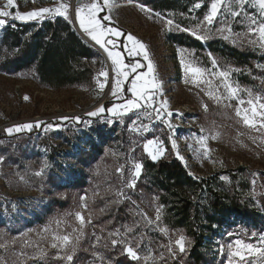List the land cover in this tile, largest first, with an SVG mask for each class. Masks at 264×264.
<instances>
[{
    "label": "rangeland",
    "instance_id": "rangeland-1",
    "mask_svg": "<svg viewBox=\"0 0 264 264\" xmlns=\"http://www.w3.org/2000/svg\"><path fill=\"white\" fill-rule=\"evenodd\" d=\"M60 2L71 5L70 0H15L18 7L11 11L15 13L18 10L25 13L44 7L52 8ZM91 2L92 0H74V16L77 6ZM114 2L116 6L110 13L105 9L104 14H110L112 19H121L120 24L146 43L148 59L154 66L153 75L161 85L160 89L148 90V94L153 96V103L149 109L154 117H156V110H159L164 118L156 122L155 132L146 139L123 134L125 140L120 149L114 143L103 147L102 154L92 164L94 175L98 176L101 173L111 179L114 174L110 172L114 171L115 175L112 178L119 181L120 185L117 194L121 192L124 194L125 189L131 188L127 185L132 180L134 163H141L143 156L153 160L144 150V144L148 140H153L156 142L152 146L153 151L160 146L161 142L165 149L156 160L167 155L178 157V152L179 156L183 157L182 161L187 169L191 173L199 175L223 169L222 167L226 165L233 167L243 164L254 171L253 176L264 187V128L260 127L261 118L255 117L256 128L245 125L242 120L243 109L251 107L247 101L250 98L254 99L257 95L264 96L240 85L236 79L237 70L225 62L221 64L217 62L218 68L214 69L212 64L214 58L209 55L206 48L207 40H217L229 43L239 49L264 53V48L259 47L258 43L249 42L258 40V35L248 34L249 21L244 14L233 18L226 10H222L221 15L212 25L206 23L202 25L199 34L205 36L206 39H196L208 57L207 60L200 56V53L194 52L188 47H179L167 39V35L180 31L175 26L178 23L171 17L169 18L166 14L163 15L158 11H142L139 5H143L147 9L150 8L144 5L141 0H133L132 3H129L128 0H114ZM177 3L180 7L179 10L168 12L169 16L178 17L189 24V28L186 29H196L209 11L211 0H177ZM197 3L201 4L200 8H195ZM5 4L6 0H0V8H3ZM70 8L71 6L69 15ZM182 9L186 10L182 11ZM245 12L249 16L259 17L258 6L246 5ZM47 17L50 16L45 14L43 19ZM4 19L7 20V23L33 21L15 20L11 17ZM166 19H172L174 24L168 26ZM68 20L70 21V19ZM4 26L0 27V33ZM184 32L194 37L190 32ZM181 58L185 60V63H191L193 67L210 70L203 75L202 79L204 81L211 79V87L219 88V93L223 95V99L219 103L205 95V92L209 90L207 83H201L199 86L193 83L194 79L200 78H194L191 73L185 72L181 65ZM102 59L103 63L96 74L94 84L88 87L49 90L40 87L29 77L0 72V125L11 122L5 127L4 133L0 135V157H3V161L0 162V245H2L0 246V264H35V259L45 258L62 260L58 256H64V251L50 246L53 242L52 236L53 234L72 233L73 228L79 229L81 226L75 218L77 212L82 213L86 221L91 220V223H86L83 226V234L80 236L79 243L85 237L88 229L91 230L88 240L92 245L97 246L105 240L100 236V232L106 231L104 228L106 224H104L105 218H102V208L93 198L98 196L96 193L86 197L74 190L68 191L67 195L64 192L55 191L54 194L57 196L67 197L75 204L58 212L59 214L46 216L40 222L36 220L42 215L45 203L49 201L48 189L45 185L48 176L60 177L59 173H69L67 168L69 169L70 166L67 165L69 163L67 157L71 155L73 149H69L68 145L74 141L77 133L68 127H71V121L73 124L80 123L84 117L72 116V118L79 117L80 122L72 118L67 120L61 118L68 117L66 113L69 112L83 111L106 89L105 87L101 91L97 85L99 72L102 69L107 70L105 59L103 57ZM217 71L229 73V83L233 88H238L235 97H230L227 90L222 87L223 78L213 75ZM99 79L104 80L103 77H99ZM186 80L187 82H185ZM249 92L252 94L251 97ZM125 97H127L126 93ZM241 100L244 101L242 105L240 104ZM164 101H167L166 109L161 107ZM204 104L208 105L207 111L202 106ZM238 107L241 108L240 117L236 115ZM169 112H171L170 116ZM248 115L252 118L251 111L248 112ZM38 116L46 117V119L31 121ZM37 122L40 123V127L33 125ZM26 123L32 124L33 129L13 132L11 135L6 132L8 128ZM87 123L90 122L87 120ZM49 124L54 127L49 128ZM98 128V125H85L78 134L83 139L90 138ZM217 133H219L218 138L212 140L210 137ZM201 136L209 137L207 145L211 149L209 154L211 160L202 155L203 149L198 143ZM172 140L176 143L175 150L172 147ZM74 165L79 166L76 158ZM120 167H123L122 174L116 171ZM38 171L42 172L39 176L35 175ZM111 187L112 184L107 189L111 191ZM112 192L114 193L115 190L112 189ZM82 197L85 199L82 200ZM87 198L91 205V214L87 207H84ZM152 215L154 218L156 217V213H152ZM57 221L60 223L58 224ZM45 228L48 229L47 232L44 231ZM253 233L256 235L253 236ZM172 235L174 241L180 236L178 233ZM261 235H264V224L259 231L249 233L231 230L221 239L215 240L213 250L217 251V255L208 264H229V244L233 245V250L235 249L234 242L237 239L244 243L260 246ZM97 236L101 237L98 243ZM42 252L45 254L41 255ZM247 258L254 264H264V257L250 256ZM234 264H239L238 257L235 258Z\"/></svg>",
    "mask_w": 264,
    "mask_h": 264
},
{
    "label": "trees",
    "instance_id": "trees-1",
    "mask_svg": "<svg viewBox=\"0 0 264 264\" xmlns=\"http://www.w3.org/2000/svg\"><path fill=\"white\" fill-rule=\"evenodd\" d=\"M153 11L166 14L175 22L189 28V24L168 12L179 10L177 0H141ZM186 9H182L185 11ZM102 13L101 15H103ZM179 47L190 48L208 60L200 42L184 31L167 35ZM206 48L216 62L237 70L240 85L264 96V53L239 49L226 42L207 40ZM131 59L125 57L128 62ZM103 59L99 51L86 42L64 17L50 16L26 23H7L0 33V72L22 75L49 90L92 86ZM112 103L107 101L105 109ZM102 154V148L92 144L80 152L76 168H67L73 181L62 184L57 176H48L46 186L49 201L45 203L38 222L46 216L59 214L75 204L54 192L74 190L93 197L102 208L105 218V239L94 247L88 240L91 230L78 244L72 262L55 258L35 259V264H208L217 255L215 240L231 230L259 231L264 224V187L246 165L224 166L206 175L191 173L183 161L172 155L156 161L141 158V174L135 187L118 195L119 181L101 173L94 175L92 167ZM227 177V179H222ZM253 181L255 183L253 184ZM112 184V192L107 189ZM109 198V199H106ZM101 200V201H100ZM86 205L91 214V205ZM97 205V203H94ZM160 208L159 221L152 213ZM142 214L152 220L148 224ZM133 228L127 232V228ZM167 229V233L161 229ZM119 230V236H110ZM173 233L186 238L183 253L175 246ZM227 237V236H226ZM112 239L121 241L113 246ZM130 244L140 256L131 259L125 252ZM171 246L175 255L168 252ZM100 253L103 260L94 255ZM149 259L145 260L144 257Z\"/></svg>",
    "mask_w": 264,
    "mask_h": 264
},
{
    "label": "snow or ice",
    "instance_id": "snow-or-ice-1",
    "mask_svg": "<svg viewBox=\"0 0 264 264\" xmlns=\"http://www.w3.org/2000/svg\"><path fill=\"white\" fill-rule=\"evenodd\" d=\"M129 3H132L133 0H128ZM251 5L252 7L259 8V17L256 16H249L248 13L245 12V6ZM114 0H92L91 3L83 5V6H77L75 9V17L76 21L79 23L80 29L83 30L88 36H90L91 40L95 42V44L99 45L104 51L107 53L108 58L111 60V64L113 65L112 71L115 73V77L112 78L113 82L111 84V95L113 97H116L117 99H121L124 96L125 92V82L129 80V77L131 76V82L130 85L127 87V92H130L133 99L126 100L121 105H113L111 108L105 109L103 105H101L99 108H97L93 112H89L88 116H97L101 113L108 112L113 116L122 117L123 115L127 114V112L132 111V109L141 108V107H150L153 103V96L148 94L149 89H160V82L156 80V78L153 76L151 79H148L149 76L152 75L154 72V66L151 62V60L148 59V54L146 51V46L136 39L134 36H132L130 33L126 35V41L132 42L133 47L131 49L127 48V45L125 44V51L128 52L129 56L133 55H139L140 52L137 51V49L143 51L144 58L148 60L147 64V72H138L137 70L142 68L143 65L139 62L126 64L122 58V53L120 51H115L112 49L116 48V41L113 39H106V36H115V37H121L123 33L121 30H119L116 27L110 26L112 22V17L110 14H104L105 9L108 10L110 13L113 7H115ZM18 6L15 3V0H6V4L3 8H0V27L4 26L7 23V20L4 18L11 17L15 20H21V21H27V20H36V19H43L45 14H48L49 16H62L65 19H70L69 17V7L70 5L60 2L57 6L48 8H39L34 9L25 13H21L20 11H15L13 13L11 9L17 8ZM142 11L145 12H151V9H147L143 5H139ZM201 4L197 3L195 5V8H200ZM7 9V10H5ZM222 10H226L233 18L241 16L243 13L244 16L249 21L248 26V34L249 35H258V40L252 41L250 40V43H258L259 47L264 48V0H211V4L209 7V11L205 14L203 18V22H201V25H198L196 29H186L183 28L180 25H175L176 28H178L180 31H188L191 35H193L195 38L199 40L206 39L205 36L199 34V29L202 27L204 23L207 25H212L214 21L217 19L218 16L221 15ZM159 15V14H157ZM227 19V17H225ZM109 22L108 24H105L104 22ZM166 24L168 26H172L174 24V21L172 19H166ZM223 31V29H221ZM228 31L230 32L231 29L229 28ZM227 38V37H226ZM111 45L112 49H110L108 46ZM213 68H218L217 62L215 59L212 61ZM181 65L184 68L186 73H191L194 78H200V79H194L193 83H196L197 86L201 83H207L209 85V90L205 92V95H207L210 99L215 100L217 103H219L223 99V95L219 93V88L213 89L211 87L212 81L211 79L204 81L202 79L203 75L206 72H209L208 69H201L199 67H193L191 63H185V60L181 58ZM135 74V75H133ZM213 75H218L219 77L223 78L222 81V87L227 90L230 97H235L238 88H233L232 85L228 81L229 73L226 71H217L213 73ZM99 77H103L104 80L101 81ZM109 79V72L105 69H102L97 77V85L98 88L103 91V89L106 87L107 82ZM187 82V80L185 81ZM249 96L251 97L252 94L249 92ZM25 99H28V97H25ZM140 101H143V104L140 103ZM244 101H240V104L242 105ZM247 103L251 106L249 108L243 109V116L242 120L245 125H248L252 128H256V120L255 117L259 116L261 118L260 120V127L264 128V97H261L257 95L254 99L250 98ZM204 110H208V105L204 104L202 105ZM161 107L165 108L167 107V101H164L161 105ZM122 109V111H121ZM251 111L252 118L249 117L248 112ZM168 115H171V112L168 113ZM236 115L238 117L241 116V108L236 109ZM156 118L160 119L161 114L159 110H156ZM62 120L69 119L68 117H62ZM72 119H75L77 122H80L79 117H73ZM112 121L109 120V123ZM136 124V121H133V125ZM36 127H40V123L37 122ZM33 127L32 124L26 123L22 125H17L14 128H8L6 129V132L11 135L13 132H20L22 130H31ZM49 128L54 127V125L49 124ZM144 131L148 130V125H142ZM171 127V125H169ZM219 133L212 135L210 138L212 140H216L218 138ZM172 139L171 137L169 138ZM209 137L207 136H201L198 140V143L201 145V148L203 149V157L206 159L211 160L210 152L211 149L208 148L207 140ZM156 143L153 140H148L144 144V150L147 152L153 160H156L159 155H162L165 149L162 146V142L160 146L156 147L155 150H152V146ZM172 147L175 150L176 149V143L174 140H172ZM177 156L183 160V157L179 156V153L177 152ZM3 161V157H0V162ZM215 163V161H212ZM142 170V164L139 162L134 163V171L132 173V180L127 185L128 187H135V181L136 178L140 176ZM119 173H123V167L117 168L116 170ZM42 172H36L35 175L39 176ZM23 179V177H21ZM222 179H227V177H222ZM255 181H253V184ZM118 195H123V193H118ZM82 200L85 199V197L81 198ZM84 207L86 208L87 205L85 204ZM160 212L161 209H156V220L159 221L160 219ZM144 219L148 224L152 223V220L146 216V214H142ZM75 218L80 224V228H73L72 233L65 234V235H57L53 234L52 236V243L51 247L54 249H60L64 251V256H58V258L65 259L68 262H72L74 258V253L76 252L77 244L79 243L80 236L83 234V226L86 223H91V220L85 219V217L82 215V213L77 212L75 213ZM59 224L60 222L57 221ZM45 232L48 231L47 228L44 229ZM127 232H132L133 228L129 227L126 229ZM162 232L167 233V229H161ZM110 236H119V230L115 233H109ZM253 236L256 235V233L252 234ZM101 240L100 236L96 237L97 243ZM112 245L115 246L118 243H121V241L117 239H112L111 241ZM175 246L179 249L181 253L185 251L186 248V238L183 235H180L179 238H177L175 241ZM235 249L233 250V245L229 244V254H228V261L229 264H234L235 258H239V264H254V262L249 261L247 257L250 256H258V257H264V235L260 236V246H254L251 243H244L243 241L237 239L235 242ZM2 246V245H0ZM95 247V245H94ZM124 252L133 260H139L140 256L136 250L133 249V247L130 244H126L124 248ZM168 252L175 255L174 250L171 246L168 247ZM45 253H41V255H44ZM97 259L103 260V257L100 255V253L94 254ZM145 260L149 259L148 256L144 257Z\"/></svg>",
    "mask_w": 264,
    "mask_h": 264
},
{
    "label": "built area",
    "instance_id": "built-area-1",
    "mask_svg": "<svg viewBox=\"0 0 264 264\" xmlns=\"http://www.w3.org/2000/svg\"><path fill=\"white\" fill-rule=\"evenodd\" d=\"M73 3L74 0L71 1L70 6L73 7ZM131 63H134V61H131L129 64ZM105 64L107 67V71L109 72V79L106 85V89L102 93H100L98 97L94 99L92 104L85 108L83 111L76 113H66V115L70 119L72 118V116L75 115L84 117L82 118V121L80 123L73 124L71 121V127H68L69 129L71 128L72 130H75L77 133V137H75L74 141L70 142L68 145L69 149H73L71 151V155L67 157L69 158V163H67V165H69L70 168H76V166L74 165L75 158L80 152L88 151L92 144L103 148L106 145L114 143L115 146L120 149L121 144H123L125 140V135L123 138V134H130L132 136L137 137L138 139H146L150 134L155 132L154 130L156 122L161 118H164L162 115L160 119L154 117L149 107L133 109L122 117L106 115V112L101 113L97 116L86 117L88 116L87 114L89 112L95 111L101 105L104 106L107 101H110L113 98V96L111 95V84L113 82L112 78L115 77V73L112 71V66L110 65L109 60L107 58L105 59ZM140 103L143 104V101H141ZM42 119L45 120L46 117H34L31 121L35 122ZM87 120L90 123H87ZM109 120H111L112 122L109 123ZM133 121H136L135 125H133ZM10 123L11 122H6L0 125V135L4 133L5 127H7ZM33 125L35 126L36 124L34 123ZM85 125H98L99 128L92 133V137H87L83 139V137L78 133ZM142 125H148V130L144 131ZM59 174L60 177L58 178L62 184L73 181L74 176L72 174H69L68 172L66 174Z\"/></svg>",
    "mask_w": 264,
    "mask_h": 264
},
{
    "label": "crops",
    "instance_id": "crops-1",
    "mask_svg": "<svg viewBox=\"0 0 264 264\" xmlns=\"http://www.w3.org/2000/svg\"><path fill=\"white\" fill-rule=\"evenodd\" d=\"M120 21H121V19H116V18H114V19H112V22H111L110 26H112V27H116V28H118L119 30H121V32L123 33V35H122L121 37H115V36H111V35L106 36V39H109V38H110V39H113V40L116 41V48H115V49H112V46H111V45H109L108 47H109L110 49H112V50L120 51V52L122 53V58H123V60H124V62H125L126 64H129L131 61H134V63L139 62L140 64H142L143 67L140 68V69H138V70H137L138 72H147V64H148V60H146V59L144 58L143 51L137 49V51L140 52V54H139V55H133V56H129V55H128V52L125 51V44L127 45V48H128V49H131V48L133 47L132 42L126 41V35L129 34V33L131 34V32H129V30H128L126 27H124L122 24H120V23H119ZM104 23H105V24H108L109 22L105 21ZM76 24H77L78 28L80 29L79 23H78L77 21H76ZM80 31H82V33H83V34H84V35H85V36H86V37H87L92 43L95 44V42L91 40L90 36H88L83 30L80 29ZM131 35L134 36L133 34H131ZM134 37H135L136 39H138L139 41H141V42L146 46V51H147V54H148V50H147V45H146V43H145L143 40H141V38L136 37V36H134ZM96 45H97V44H96ZM97 46L103 51V53L105 54L106 58L109 60L110 65H111L112 68H113V65L111 64V60L108 58L107 53H106V52L104 51V49H102L99 45H97ZM125 57H129L131 60L128 61V62H126V61H125ZM133 75H135V74H133ZM153 76H154V75H153V73H152V75L149 76L148 79H151ZM131 79H132V77L130 76V77H129V80H128V81L126 82V84L124 85L125 93L127 94V97L124 98V96H123V98H121V99H117L116 97H113V98L111 99L112 103H111L107 108H111V107H113V105H121V104H123L126 100H128V99H133L131 93H130V92H127V90H126L127 87L130 85ZM125 93H124V94H125ZM107 108H106V109H107ZM121 111H122V109H121ZM106 113H107L108 115H111V114L108 113V112H106Z\"/></svg>",
    "mask_w": 264,
    "mask_h": 264
},
{
    "label": "water",
    "instance_id": "water-1",
    "mask_svg": "<svg viewBox=\"0 0 264 264\" xmlns=\"http://www.w3.org/2000/svg\"><path fill=\"white\" fill-rule=\"evenodd\" d=\"M71 8H72V6H71ZM69 17H70V22L73 24V26H74V28H75V30L77 31V33L86 41V42H88L90 45H92L97 51H99V53L101 54V56L104 58V59H106V56H105V54L103 53V51L96 45V44H94V43H92L83 33H82V31H80V29L78 28V26H77V24H76V22H75V20H74V18H73V16L72 15H69Z\"/></svg>",
    "mask_w": 264,
    "mask_h": 264
},
{
    "label": "bare ground",
    "instance_id": "bare-ground-1",
    "mask_svg": "<svg viewBox=\"0 0 264 264\" xmlns=\"http://www.w3.org/2000/svg\"><path fill=\"white\" fill-rule=\"evenodd\" d=\"M70 1H73V0H70ZM70 15H72V16H73V18H74V20H75V16H74V12H73V7H72V8H70Z\"/></svg>",
    "mask_w": 264,
    "mask_h": 264
}]
</instances>
